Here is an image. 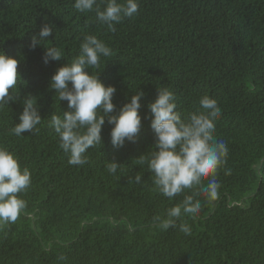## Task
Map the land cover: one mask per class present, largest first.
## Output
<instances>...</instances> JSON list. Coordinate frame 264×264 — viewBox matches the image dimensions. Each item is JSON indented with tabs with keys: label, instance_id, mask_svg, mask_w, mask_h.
Returning a JSON list of instances; mask_svg holds the SVG:
<instances>
[{
	"label": "trees",
	"instance_id": "trees-1",
	"mask_svg": "<svg viewBox=\"0 0 264 264\" xmlns=\"http://www.w3.org/2000/svg\"><path fill=\"white\" fill-rule=\"evenodd\" d=\"M74 2L0 0V51L20 61V79L10 89L17 99L0 108V147L31 173L19 194L26 208L14 223H0V264H264V0H138V13L115 31ZM45 23L54 25L45 46L64 53L48 64L43 44L29 47ZM86 35L112 50L102 58L99 78L116 87L117 110L135 92L145 93L143 126L135 143L114 148L106 122L103 143L86 152V164L74 166L50 126L53 114L62 117L68 109L49 81L79 54ZM161 87L174 92L182 117L201 110L203 95L215 99L221 109L215 136L228 148L216 176L218 198L197 197L200 213L167 230L156 217L164 218L183 196H163L147 166L136 163L154 150L148 104ZM29 94L41 123L16 136L12 129ZM113 161L115 174L107 170Z\"/></svg>",
	"mask_w": 264,
	"mask_h": 264
},
{
	"label": "clouds",
	"instance_id": "clouds-1",
	"mask_svg": "<svg viewBox=\"0 0 264 264\" xmlns=\"http://www.w3.org/2000/svg\"><path fill=\"white\" fill-rule=\"evenodd\" d=\"M79 12L95 10L96 19L115 31V25L124 17L138 13V0H106L103 9L96 0H75ZM54 25L45 23L38 35H33L29 47L35 49L44 45L43 63L60 61L63 50L45 46V38L52 35ZM111 48L96 35H86L80 44V52L70 62L57 67L49 81L59 101L67 102L63 116L53 114L50 126L59 137V146L69 156L68 163L82 166L87 163L86 152L103 143L102 129L107 122L112 125L110 140L114 148H121L126 142L135 143L142 128L140 115L142 90L131 95L117 110L113 102L116 93L114 85H105L99 78L102 58L112 56ZM17 57L0 51V108L14 102L11 94L20 79ZM105 66V65H104ZM29 94L23 100V110L18 123L12 129L16 136L38 130L41 115L37 101ZM201 110L181 116L177 111L176 96L166 87L158 88L156 98L148 104L151 113L150 127L154 133V150L140 155L136 163L147 166L152 173L153 183L158 191L169 200L182 195L180 203L167 209L164 218L156 217L158 226L167 230L177 227L183 216L195 218L201 211L203 196L211 202L218 198V170L226 162L228 148L224 141L215 136V122L221 109L215 99L203 95L199 99ZM119 163L113 161L107 170L115 174ZM142 177L136 175L135 183ZM207 181V183H205ZM31 184V173L22 168L18 158L11 151L0 147V223H14L26 208V201L19 194ZM179 229L190 233L186 223ZM64 260L65 257H59Z\"/></svg>",
	"mask_w": 264,
	"mask_h": 264
}]
</instances>
